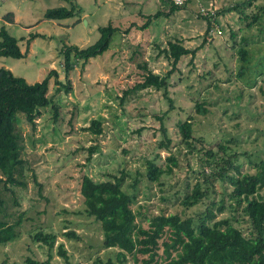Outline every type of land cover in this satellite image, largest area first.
Instances as JSON below:
<instances>
[{
  "label": "rangeland",
  "instance_id": "rangeland-1",
  "mask_svg": "<svg viewBox=\"0 0 264 264\" xmlns=\"http://www.w3.org/2000/svg\"><path fill=\"white\" fill-rule=\"evenodd\" d=\"M165 1L0 0V26H5L25 52L20 59L0 57V67L9 68L29 83L41 81L49 70H56L58 77L49 78L46 94L59 108L56 120L50 104L40 109L41 115L33 123L17 114L22 157L28 162L24 178L27 185L12 187V193L0 183L4 209L12 214L9 221L22 214L18 237L0 245V264H26L29 256L45 261L49 253L50 264H68L57 254L59 242L64 244L72 264H96L97 258L113 257L112 249L101 247L100 223L85 214L80 194L84 174L102 181L120 176L123 171L122 189L132 190L130 185L139 172V182L132 190L136 196L134 209L144 204L142 210L154 214L163 211L187 217L203 212L210 200L217 202L227 187L226 183L216 182L208 199L190 208L181 204L197 179L201 147L226 144L239 153L243 172H254L253 162L264 157V13L257 8L264 6V0L244 6L249 17L237 10L226 11L239 0H202L205 7L189 2L167 16L152 19L146 29H138L147 15L158 10L169 12L170 5ZM73 3L84 9L81 16L61 20L43 17L48 8H69ZM208 11L220 12L217 20L221 27L203 41L206 22L199 15ZM257 11L260 18L253 22L251 13ZM9 12L13 14L12 22L4 20ZM108 23L119 29L112 35L109 48L90 58L83 69L76 66L69 73L70 90L66 92L56 83L60 80L67 84L60 50L65 45L84 48L93 44L99 38L98 27ZM31 32L39 35L27 42ZM176 39L196 50L193 56L183 55L170 75L173 108L169 109L162 91L153 88L131 90L121 99L123 91L141 82L147 70L163 75L171 68L160 50ZM240 46L249 52L243 75H239ZM201 102L207 108L204 114L195 107ZM190 115L194 116V135L205 142L196 141L198 151L193 153L180 143L177 127L178 121ZM158 117H163L172 139L170 150L157 147L162 139ZM93 119L101 123L99 135L84 129ZM94 145L97 148L87 159L88 148ZM170 152L175 154L177 165L158 181H149L145 176L146 159L159 153L157 164L165 168ZM260 194L264 196V185ZM214 211L215 219L237 215L227 207L222 212ZM240 220L246 228L247 223ZM143 226L147 227V221ZM42 228L57 234L50 252L30 238L32 232ZM66 230L74 231L76 236H62ZM159 244L157 252L162 256L161 240ZM143 258L146 255H139L135 262L128 256L126 264H143Z\"/></svg>",
  "mask_w": 264,
  "mask_h": 264
},
{
  "label": "trees",
  "instance_id": "trees-1",
  "mask_svg": "<svg viewBox=\"0 0 264 264\" xmlns=\"http://www.w3.org/2000/svg\"><path fill=\"white\" fill-rule=\"evenodd\" d=\"M254 1L239 0L226 8V11L237 10L245 17H249L244 11V6L253 5ZM165 2L170 5L168 13L158 10L154 14H149L144 23L137 28L146 29L152 19L163 14L167 16L180 8L172 4L170 0ZM189 2L205 7L202 0H188ZM257 8L264 13L263 5ZM83 11L84 9L78 3H73L69 8L64 6L48 8L44 11L43 17L49 20H61L79 17ZM221 12L224 11L221 10ZM218 13L220 12L208 11L206 14L199 15L206 22L203 41H206L210 32L220 31ZM12 17L13 14L9 12L4 16V20L12 22ZM251 17L255 22L260 18V13L258 11L251 13ZM133 26L135 24H131V27ZM118 30L108 23L98 27L99 38L93 44L84 48L65 45L60 50V55L67 84H63L60 80H56V83L68 92L71 83L69 73L76 66L83 69L90 58L105 52L109 48L112 35ZM124 31L128 32L129 28ZM37 34L29 33L27 42L37 37ZM241 41L245 42V38ZM237 49L242 60L239 75H243L249 52L244 46ZM195 50L185 47L181 40L168 41L166 47L160 52L170 61L171 68L163 75L147 70L141 82L123 91L121 99H124L131 90L153 88L162 91V96L169 103V109H172L173 101L169 96L170 75L180 58L189 53L193 56ZM24 55L25 52L20 49L18 40L7 31L5 26H0V57L20 59ZM51 76L57 78V71L51 69L41 81L29 83L23 77L14 75L9 68L0 67V183L12 193L14 192L12 187L27 185L24 178L28 162L22 157V136L17 129V114H23L27 122L33 123L34 119L41 115L40 109L50 104L54 119L58 118L59 108L46 94ZM195 107L198 113L207 112L202 102L196 103ZM158 119L161 120L159 129L162 139L157 147L170 150L172 139L163 123V117ZM193 123L192 115L177 123L180 143L188 148V153L198 151L196 141L205 143L202 137L194 135ZM84 129L90 130L95 135L102 132L101 123L97 119L91 120L90 125ZM96 148L95 145L88 148L87 159ZM201 149L203 153L199 158L197 179L190 193L181 199V204L184 208H190L208 199L213 193L212 189L216 182L226 183L227 187L217 202L210 200L205 210L197 216L182 217L178 213L165 214L163 211L154 214L142 210L144 204L134 209L136 196L133 191L139 182V172L136 173L134 182L130 185L133 191L122 189V180L125 175L123 171L120 176L112 175L109 179L102 181H94L87 174L82 176L80 194L83 197L85 214L93 216L94 220L100 223L101 247L112 249L114 252L113 257L105 260L97 258L96 264H126L128 256L136 262L139 255H146V258L142 259L143 264H157L159 259L161 261L158 264H264V196L260 194V188L264 185V157L253 162L254 172H243L239 163V153L226 144L218 143L215 148L201 147ZM243 154L249 156L247 152ZM159 158L160 154L157 153L153 158L145 161V176L151 182L158 181L164 174H169L172 167L177 165V158L173 152L166 156L165 168L157 164ZM32 176L36 181L34 173ZM38 185L40 189L41 184L38 183ZM13 201L18 205L19 202L16 199ZM4 205V200L0 196V245L12 242L18 237L17 227L22 221V214H18L15 220L10 222L8 218L12 214L4 209ZM226 207L237 215L215 219L214 209L222 212ZM240 219H244L247 223L246 228L240 225ZM144 221H147V227L143 226ZM61 235L76 236L72 230H66ZM30 238L32 242L46 246L50 252L56 242L57 234L42 228L32 232ZM159 240L163 247L162 256H158L157 252L160 246ZM56 248L58 256L68 264H72L69 262L64 244L59 242ZM51 257L49 253L45 261H39L29 256L26 257L25 263L50 264Z\"/></svg>",
  "mask_w": 264,
  "mask_h": 264
},
{
  "label": "built area",
  "instance_id": "built-area-1",
  "mask_svg": "<svg viewBox=\"0 0 264 264\" xmlns=\"http://www.w3.org/2000/svg\"><path fill=\"white\" fill-rule=\"evenodd\" d=\"M172 4L178 7H183L188 3V0H170Z\"/></svg>",
  "mask_w": 264,
  "mask_h": 264
},
{
  "label": "water",
  "instance_id": "water-1",
  "mask_svg": "<svg viewBox=\"0 0 264 264\" xmlns=\"http://www.w3.org/2000/svg\"><path fill=\"white\" fill-rule=\"evenodd\" d=\"M84 23L86 24V20H84Z\"/></svg>",
  "mask_w": 264,
  "mask_h": 264
}]
</instances>
